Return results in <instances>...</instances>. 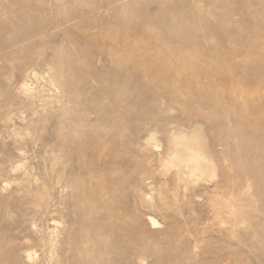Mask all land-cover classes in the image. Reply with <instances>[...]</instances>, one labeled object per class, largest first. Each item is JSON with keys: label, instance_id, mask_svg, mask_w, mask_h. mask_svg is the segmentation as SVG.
Masks as SVG:
<instances>
[{"label": "rangeland", "instance_id": "rangeland-1", "mask_svg": "<svg viewBox=\"0 0 264 264\" xmlns=\"http://www.w3.org/2000/svg\"><path fill=\"white\" fill-rule=\"evenodd\" d=\"M255 140L264 0H0V264H264Z\"/></svg>", "mask_w": 264, "mask_h": 264}, {"label": "bare ground", "instance_id": "bare-ground-1", "mask_svg": "<svg viewBox=\"0 0 264 264\" xmlns=\"http://www.w3.org/2000/svg\"><path fill=\"white\" fill-rule=\"evenodd\" d=\"M133 56V55H132ZM231 71V70H230ZM107 86V85H106ZM251 137H253V135L251 136ZM251 141V140H250ZM254 141V140H253ZM255 142H257V143H255ZM255 142H253V143H249L250 145L251 144H255L256 146L255 147H257V149L259 150V151H262V150H264V146L263 145H261V144H259V142L257 141V140H255ZM248 144V143H247ZM248 146V145H247ZM251 147V146H250ZM254 148V147H253ZM252 148V149H253ZM251 149V150H252ZM255 149V148H254ZM263 155V154H262ZM264 176V175H263ZM92 192V191H91Z\"/></svg>", "mask_w": 264, "mask_h": 264}]
</instances>
